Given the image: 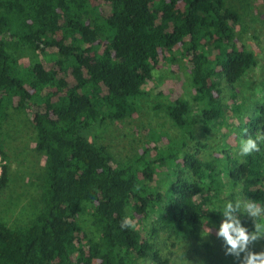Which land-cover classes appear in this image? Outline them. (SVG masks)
I'll return each instance as SVG.
<instances>
[{
    "label": "trees",
    "instance_id": "obj_1",
    "mask_svg": "<svg viewBox=\"0 0 264 264\" xmlns=\"http://www.w3.org/2000/svg\"><path fill=\"white\" fill-rule=\"evenodd\" d=\"M105 3L107 12L94 14L90 0H0V99L12 98L32 114L35 148L44 157L40 210L18 227L0 221V264H91L93 259L138 264L143 258L164 264L141 241L137 227L122 229L120 224L124 216L145 217L154 210L164 193L150 183L152 164L171 165L179 157L194 181L169 180L163 221L170 234L194 238L203 220L222 221L210 200L225 187L223 180L229 186L239 183L243 197L264 204L259 151L243 156L238 166L219 169L179 154V140L166 138L152 156L145 148L131 161L113 165L106 148L87 134L92 123L128 115L159 56L166 59L176 51L188 63L200 117L205 122L215 118L217 90L211 76L218 73L232 83L253 62L251 51L232 42L237 12L225 0ZM4 35L41 52L49 49L51 66L41 73L19 69L3 48ZM89 62L97 63L110 81L83 71ZM188 112V102L180 98L165 107L179 128ZM258 122L264 131V102L241 135H251ZM3 158L0 146V188L6 180ZM83 201L91 202V222L101 237L86 253L78 246L74 220ZM241 222L254 231L249 220Z\"/></svg>",
    "mask_w": 264,
    "mask_h": 264
},
{
    "label": "rangeland",
    "instance_id": "obj_2",
    "mask_svg": "<svg viewBox=\"0 0 264 264\" xmlns=\"http://www.w3.org/2000/svg\"><path fill=\"white\" fill-rule=\"evenodd\" d=\"M95 13L105 14L108 7L105 0H90ZM225 5L238 14L231 23L236 45L251 51L253 62L232 83L226 82L221 74H213V90L216 91L218 114L205 122L199 115V107L192 100L190 73L185 58L177 51L166 59L159 56L151 77L141 86V93L134 101L133 110L120 118L104 119L92 123L87 134L94 143L103 145L111 156L113 165L131 161L147 148L149 156L165 143L166 138L179 140L180 153L191 154L203 162H211L215 168L238 166L243 161L240 155L241 128L259 112L264 102V0H225ZM57 34L55 39H59ZM3 48L11 54L19 69L30 68L39 73L52 64L50 50L41 52L29 43L2 36ZM83 71H94L107 82L111 77L95 62H89ZM66 79L72 82L66 73ZM184 99L189 112L184 117V126L176 127L165 113L166 105L175 99ZM38 105V104H37ZM251 135L260 130L262 122L256 124ZM36 133L32 114L27 108L16 104L12 98L0 99V146L6 166V180L0 188V221L9 228L28 223L40 210V193L44 176V157L35 148ZM261 176L264 178V143L260 144ZM178 177L194 181L187 166L180 157L173 164H152L150 183L164 193L163 199L145 217L135 215L133 220L139 230L141 241L151 245L164 264H239V261L225 254L223 241L216 236L221 221L203 220L196 237H180L170 234L164 225V208L170 199L167 192L169 180ZM224 188L211 198L210 206L222 210L229 200H246L240 192V184L229 186L223 180ZM91 202L83 201L74 218L78 230V246L85 253L90 243L101 242L99 231L91 222ZM240 219L249 220L254 227V218L241 213ZM221 219V220H222ZM261 222H264L262 220ZM244 225V224H243ZM207 228L211 229L207 234ZM253 251L264 250V239L252 246ZM91 264H98L93 259ZM138 264H158L143 258Z\"/></svg>",
    "mask_w": 264,
    "mask_h": 264
},
{
    "label": "clouds",
    "instance_id": "obj_3",
    "mask_svg": "<svg viewBox=\"0 0 264 264\" xmlns=\"http://www.w3.org/2000/svg\"><path fill=\"white\" fill-rule=\"evenodd\" d=\"M247 134V130L245 129ZM264 143V131H258L255 136L246 135V139L240 141V155L247 156L253 152L260 151V144ZM246 213L254 218V231L249 232L242 224L240 215ZM223 219L216 231V236L224 243L225 254L235 257L239 264H264V250L253 251L252 246L261 239H264V204L252 199L235 202L229 200L225 203ZM120 227L136 228V222L131 216H124ZM211 229L207 228V234Z\"/></svg>",
    "mask_w": 264,
    "mask_h": 264
}]
</instances>
